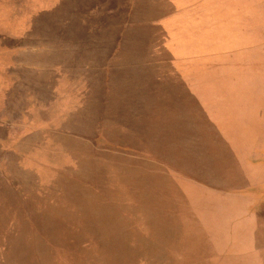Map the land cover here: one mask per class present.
Here are the masks:
<instances>
[{
    "label": "rangeland",
    "instance_id": "1",
    "mask_svg": "<svg viewBox=\"0 0 264 264\" xmlns=\"http://www.w3.org/2000/svg\"><path fill=\"white\" fill-rule=\"evenodd\" d=\"M263 142L264 0H0V264H264Z\"/></svg>",
    "mask_w": 264,
    "mask_h": 264
},
{
    "label": "crops",
    "instance_id": "2",
    "mask_svg": "<svg viewBox=\"0 0 264 264\" xmlns=\"http://www.w3.org/2000/svg\"><path fill=\"white\" fill-rule=\"evenodd\" d=\"M202 89L205 88L204 90H199L198 92H202L201 94L204 93H208L211 94V96L209 97V95L207 96L208 100H219L218 95H216L214 93L213 90H215L218 87H214V89L212 87H201ZM210 89V90H209ZM197 92V91H195ZM221 94V93H220ZM221 96V95H220ZM203 95H200V100L199 102L203 104L204 100L203 99ZM228 99H225V101ZM210 103V102H209ZM209 105V104H206ZM259 147H263L264 150V142L261 146ZM178 154V152H177ZM186 154L187 152H185L182 155H178L179 157L176 158V162L177 160H179L180 162L183 163L184 167H185V174L187 171V164H188V160L186 159ZM188 154H190V152H188ZM264 156V154H262ZM175 156V155H173ZM174 166H176L175 162L173 163ZM178 167V166H177ZM258 170L259 178H255L253 180H248V183L250 185H254V189L255 192H252L249 197L248 200H243L244 198H242L243 196H240L238 198V196H233L231 193H226L224 191V188L220 189L218 188V190H212L214 193L217 194V197L219 199H223L225 201H227V203H229V208L227 209V215L226 216H222L220 214V210L218 205H214L212 206V203H208L207 207H203V209L201 208V220L200 223L203 226H207L208 229L210 230L209 232V239L212 240V242L210 244H212L213 246L218 245V247L220 248L219 251H226V250H230V248L226 249L223 248V243H227L229 245H233L231 240L226 239L229 236V233L231 232L232 234H238L240 237V242L241 244L244 243V246L249 245V243H251V226L248 227V222L247 221H243V220H247V218H251L252 216L254 217V215L257 216H263L264 215V194L261 193V196H259V189L262 188V190H264V166L263 167H256ZM262 174V175H261ZM252 182H254V184H252ZM200 188H202L201 186H199ZM206 189H211L210 187L206 188ZM222 190V191H221ZM221 191V192H220ZM219 192V193H218ZM221 193V194H220ZM232 200H237V201H232ZM202 201V200H201ZM202 203V202H200ZM231 203L234 204L233 208ZM225 207L227 205L223 204ZM213 207H217V213L214 216V208ZM214 221V222H213ZM229 228V231L226 229ZM256 233L259 234V237L264 236V233L261 232V230L258 232V230L256 231ZM246 243V244H245ZM257 243V242H256ZM259 243V248H264V244L261 238V241L258 242ZM234 246V245H233ZM235 247V246H234ZM226 249V250H225Z\"/></svg>",
    "mask_w": 264,
    "mask_h": 264
},
{
    "label": "trees",
    "instance_id": "3",
    "mask_svg": "<svg viewBox=\"0 0 264 264\" xmlns=\"http://www.w3.org/2000/svg\"><path fill=\"white\" fill-rule=\"evenodd\" d=\"M111 143H112V141H111ZM120 143H121V146H122V145H123L122 140L120 141ZM113 147L115 148V145H114ZM116 147H117V146H116ZM122 148H123V147H122ZM132 149H134V148H132ZM132 149H130V150H132ZM135 151H136V150H135ZM118 155H119V154H118ZM121 155H122V154H120V156H117V158H118V161H117V162H121V160H122V159H121ZM123 156H124V155H123ZM112 159H116V157H114V158H112ZM134 159H135V158L132 157V160H134ZM180 163H181V166L184 167L183 164H182V162H180L179 160H177V164L180 165ZM179 168H180V167H179ZM177 169H178V168H177Z\"/></svg>",
    "mask_w": 264,
    "mask_h": 264
}]
</instances>
